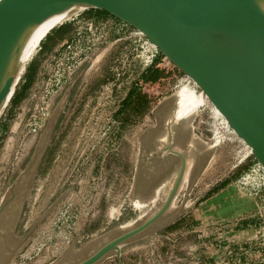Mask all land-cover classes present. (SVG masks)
I'll return each instance as SVG.
<instances>
[{
	"label": "rangeland",
	"instance_id": "374dc122",
	"mask_svg": "<svg viewBox=\"0 0 264 264\" xmlns=\"http://www.w3.org/2000/svg\"><path fill=\"white\" fill-rule=\"evenodd\" d=\"M80 12L85 14L87 10L81 9ZM69 15L40 38L19 68L12 94L0 112V201L6 197L12 181L26 171L14 185L13 192H19L20 201H25L18 232L28 231L9 257V264H18V254L30 245L38 230L50 221L62 202H73L77 210L83 209L74 222L69 245L55 256L39 253L25 264H72L89 255L103 242L145 219L160 205L176 174V158H171V155L167 159L154 157L148 169L141 168L138 162L127 166L121 159L116 162L119 157L111 150L121 146L120 142L117 144L116 140L114 143L112 137L111 140H104L111 128L110 120L119 123H113L120 130L118 134L125 133L139 140L140 152L137 153L136 142H132V147L126 143L123 149L128 152L131 147L134 159L138 154L142 157L158 148L166 151L164 146L168 133L174 140L173 145L180 151H186L190 158L187 176L184 173L171 205L157 224L120 244V261L124 258L132 264H154L147 251L154 246L156 236L176 230V225L169 223L183 212V208L203 206L201 212L208 214L224 201L223 190L227 184L235 185V194L229 202H243L249 208L256 205L264 208V188L246 179L253 164L251 156L231 167L229 158L233 153V144L224 142L215 145L208 140L205 129L209 119L204 111H195L197 106L209 102L198 89L195 92L181 87V84L172 88L167 83L157 97H149L147 102L134 93L124 100L120 99L122 81L126 80V74L121 75V71L134 73L137 63L133 59L130 43L122 39L114 41L117 34L112 28L105 26L102 37L88 49L85 48V41L83 46L77 47L85 48V51L80 54L77 63L68 65L69 75L66 68L64 78L47 80L48 75L56 71V57L63 53L58 46L60 40L72 31L61 36L63 30L74 23L66 19ZM92 18L97 22L116 20L104 13L84 19ZM48 32L50 35L46 36ZM177 106L180 107L178 110ZM175 110L178 111L176 119L173 118ZM183 110H187V114L181 113ZM123 116L129 119L128 122L123 120ZM187 145L189 147L185 149ZM109 156L113 158V166H105L104 170L103 164ZM93 158L98 161L95 168ZM133 167L135 171L149 172L151 181L150 184L143 183L144 174L143 177L137 175L135 189L129 196L128 180L124 178ZM160 183L162 186L154 198V190L147 188ZM216 186L221 188L216 189ZM151 199L152 202H147ZM83 205L85 208H82ZM117 212L119 215L116 218ZM254 212L252 210L248 216ZM226 215H214L207 221L220 222L230 217L231 213ZM252 216L255 218V215ZM260 221L256 222L258 227L264 226V220ZM234 222L232 219L217 226L226 228L227 224L228 228H234ZM248 234L246 229L223 233L220 235L221 246ZM214 252L216 255L219 253L218 250ZM248 258L245 256L244 264H253V258ZM216 263L223 264L218 258ZM97 264L118 263L114 253L110 252ZM157 264L166 262L162 260ZM229 264L237 263L232 260Z\"/></svg>",
	"mask_w": 264,
	"mask_h": 264
},
{
	"label": "water",
	"instance_id": "95a60500",
	"mask_svg": "<svg viewBox=\"0 0 264 264\" xmlns=\"http://www.w3.org/2000/svg\"><path fill=\"white\" fill-rule=\"evenodd\" d=\"M98 9L139 31L204 95L264 172V0H0V112L13 91L19 57L46 19ZM160 205L145 219L72 264H96L139 235L171 205L186 170L184 154Z\"/></svg>",
	"mask_w": 264,
	"mask_h": 264
},
{
	"label": "built area",
	"instance_id": "2783aa9c",
	"mask_svg": "<svg viewBox=\"0 0 264 264\" xmlns=\"http://www.w3.org/2000/svg\"><path fill=\"white\" fill-rule=\"evenodd\" d=\"M77 15L78 11H75L66 19L74 20ZM105 26L112 28L117 34L114 41L122 39L130 43L133 59L137 63V71L134 73L121 71V75L126 74V77H124L126 80L123 79L120 89L121 100L134 93L137 96L140 95L144 102H147L149 97H157L167 83L171 84L172 88L181 84V87L193 89L197 92V88L193 83L161 55L139 31L119 20L115 22L108 20L97 22L93 19L81 20L77 26H74L67 37L60 40L58 46L63 49V53L56 57V60H58L56 71L52 72L51 75L49 74L47 80H50V78L62 79L67 72L69 75L70 66L68 65L73 62L77 63L78 57L85 51V48L88 49L93 46L102 37V30ZM84 41L87 46L84 49L77 48L83 46ZM131 65L133 66V63ZM126 66L128 65L126 64ZM66 68L67 72L64 71ZM200 111H204L206 118L209 119L208 126L205 129L208 133V140L215 145L224 142L233 144V153L229 158L231 167H236L250 157L249 150L236 138L224 119L215 113L209 104L204 103L197 106L195 112L199 113ZM108 123L111 124L112 129L117 127L113 123L117 124L118 122L110 120ZM110 131L113 132L114 130ZM249 172L246 178L247 181L251 180L255 186L264 188V172L256 163L252 164ZM246 179L244 180L246 181ZM262 207H264V203ZM82 208H85V205ZM253 210L255 211L253 215H255L256 222L260 220V222H263L264 208H258L256 205ZM81 212H83V209L77 210L73 202H62L50 221L38 230L35 239L31 241L30 245L18 254V264H25L39 253L55 256L65 250L71 240L74 222L77 220L78 215H81ZM256 222L247 228H243L249 230V234L240 238L238 250L241 251L243 256H248V259L252 257L253 264H264V226L258 227L259 225Z\"/></svg>",
	"mask_w": 264,
	"mask_h": 264
},
{
	"label": "crops",
	"instance_id": "0c3cea01",
	"mask_svg": "<svg viewBox=\"0 0 264 264\" xmlns=\"http://www.w3.org/2000/svg\"><path fill=\"white\" fill-rule=\"evenodd\" d=\"M85 10H87L85 14H82V12H80L81 10L78 11V15L73 20L74 21L73 24L83 20L84 18H91V16H94V15H101V13H98L96 10H93V9L92 10L85 9ZM49 33L50 32H48L46 36L50 35ZM112 116L115 117L114 114ZM123 118L122 119L124 121L128 122L129 120L128 118H126L125 116H123ZM122 124H121L122 127H124V123ZM110 130H114V131L112 132ZM110 130L108 134L104 137V140H111L110 137H112L114 143L117 140L116 143L118 144V142H120L119 145H121L111 150L115 152L116 157H119V159L116 158V162H119V160L121 159L123 160L124 166H127L128 164L135 165L138 162L141 168L148 169L147 167L149 166L150 160H152V158L157 157L161 159H167V157L171 155V158L173 157L176 158L177 164H178L177 157L159 148L158 149L156 148L157 150L151 151L142 157H139V154H138V156H136L134 159L133 158L134 150L131 149L133 145L132 142H136L137 144L136 150L138 153L140 152L138 148L140 145L139 140H135L134 136L125 135V133L121 135L120 133L118 134V131L120 130L117 129V127L114 129L110 128ZM173 142L174 140L171 136L170 138L171 148L177 151H180L181 149H178L177 147H175L173 145ZM126 143H129L131 146L130 149H127L128 152H125L126 149L123 150L126 146ZM188 147L189 146L187 145L185 149ZM180 152H182L185 155L184 156L185 162H186L185 175L187 176L190 158L186 155L185 153L186 151H180ZM98 157L99 156H97L96 158ZM192 157H194V155ZM96 158H93L94 168H95V165H97L98 163ZM112 159H113L112 156L111 157L109 156L108 158H106V162L103 164L104 170H105V166L107 168H111L113 166ZM143 174H144L143 183L150 184L151 179L149 176V172L142 173V171H135L133 167V170L131 172H128L127 175H125L126 177L124 179L126 181L128 180L126 184L128 185L129 196H130L131 191H134L135 189V185H136L135 178H137V175L143 177ZM184 177L182 178V180L184 179ZM161 186H162V183H160L159 185L153 186L152 188H147V187L146 188L149 190H154L155 192L154 198H156V194L158 190L161 188ZM226 186L227 188H224L223 190L224 191L223 196L225 197V198L223 197L224 201L219 202L216 208L212 209L208 213L210 215L206 214V212H201L200 208H202L203 206L200 208H196V209L194 207L183 208V212L178 214L169 223L171 225L175 224L177 227L176 230L164 232L163 234H159L158 236H156L154 246L151 247V249L147 251V253L151 257L152 262H154V264H157L158 262L162 260H164L166 264H217L216 258L221 260L223 264L224 263L229 264L231 263L232 260H234V262L237 264L245 263L244 262L245 256H243L241 251L238 250L239 249L238 241H240V238L236 240L235 242H230L226 244L224 247H222L220 235L223 233H227V232L242 230L243 228H247L248 226L255 224L256 220L255 218H253L252 216L253 214L248 216L252 212L254 207H252L253 205H250L252 208H249L248 206L243 204V202H231V201L229 202L230 198L235 194V189H234L235 185L234 183H230V184H227ZM217 188L220 189L221 187L216 186V189ZM153 199L147 202H152ZM118 208L119 207L117 205V209ZM238 211L240 212L236 213ZM234 212L236 214H233ZM227 213H231V216L225 218V220L223 221H220V222H208L207 221V218L209 217H214V215H217L218 217H222V215H226ZM115 215L117 218L119 213L117 212V214ZM109 218H111V216H109ZM232 219L235 220L233 224L236 226L234 228H231V227L228 228L227 224L226 226H224L226 228H223L222 226H217L218 224L220 225L223 222H226V221L228 222ZM242 225H244L245 227H242ZM221 227L223 229H221ZM215 250L219 251L217 255H216V252H214ZM116 261L118 264H132L129 260L124 261V258H123V261L122 259L120 261L119 257L116 258ZM35 264H39V263H35ZM135 264H141V263L137 262Z\"/></svg>",
	"mask_w": 264,
	"mask_h": 264
},
{
	"label": "flooded vegetation",
	"instance_id": "af4514ba",
	"mask_svg": "<svg viewBox=\"0 0 264 264\" xmlns=\"http://www.w3.org/2000/svg\"><path fill=\"white\" fill-rule=\"evenodd\" d=\"M179 108L177 106V110ZM177 110L174 111V119L177 118ZM184 110L181 113L187 114L188 109L186 112ZM24 174H26V171L12 181L6 197L0 201V264H9V257L28 231L18 232L22 212L25 208V201H20L19 192H13L14 185Z\"/></svg>",
	"mask_w": 264,
	"mask_h": 264
},
{
	"label": "bare ground",
	"instance_id": "6f19581e",
	"mask_svg": "<svg viewBox=\"0 0 264 264\" xmlns=\"http://www.w3.org/2000/svg\"><path fill=\"white\" fill-rule=\"evenodd\" d=\"M67 14L70 13H61L55 16H52L46 19L44 22L39 24L33 29V32L29 39L25 42L23 49L19 57V68L23 62L28 58L29 54L32 52L34 47L37 45L40 38L57 22L61 21ZM67 18V17H66ZM19 71V69H18ZM18 72L16 73L17 76ZM60 88V87H59Z\"/></svg>",
	"mask_w": 264,
	"mask_h": 264
},
{
	"label": "trees",
	"instance_id": "16d2710c",
	"mask_svg": "<svg viewBox=\"0 0 264 264\" xmlns=\"http://www.w3.org/2000/svg\"><path fill=\"white\" fill-rule=\"evenodd\" d=\"M92 9H93V8H88V10H92ZM93 10H96L98 13H104V14H106L105 12H103V11H101V10H98V9H93ZM71 26H72V28H71ZM71 26L66 27V28L63 30V32L61 33V36H62L63 34H66V33L70 32V30L73 29L74 24H73V25L71 24ZM59 36H60V35H59ZM252 163L255 164V162H254L253 160H252Z\"/></svg>",
	"mask_w": 264,
	"mask_h": 264
}]
</instances>
